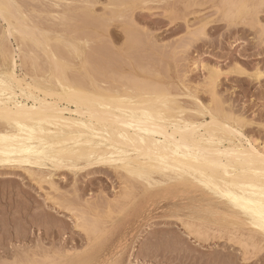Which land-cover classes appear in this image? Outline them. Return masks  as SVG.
Masks as SVG:
<instances>
[{
  "label": "rangeland",
  "instance_id": "rangeland-1",
  "mask_svg": "<svg viewBox=\"0 0 264 264\" xmlns=\"http://www.w3.org/2000/svg\"><path fill=\"white\" fill-rule=\"evenodd\" d=\"M16 1H19L20 5L22 4L21 7L23 6L22 9L24 12L27 13L29 12V9L31 10L27 15L32 18V21L35 20L33 23L36 22L37 24L39 21V24L37 25L41 24V28L44 24L45 29L47 28L50 31H55L54 33L51 32L52 36H63L64 38L69 40L73 39L74 41L77 39L76 41L80 43V47L85 49H83L85 51L84 56L88 57H86V69H88L87 72L89 71L88 76L100 79L101 75L98 71L101 69L103 70L104 66L106 69L114 70L116 72L127 71V73H140L147 78L160 81L168 86V88L174 93L184 94L187 90L197 93L200 101L204 104L211 102V93L209 90L212 81L216 80L217 99L222 102V105L224 104L223 108L225 111L232 114L235 118H240L245 121L246 124L243 128L245 134L250 138L257 139V141L259 140L258 143L260 147L264 146V44H262L264 41V27H262L264 26V5L260 6V4H264V1L230 0L231 2H229V0H151V2L150 0H133L132 2V0H128V3L127 0H119L118 4V1L113 0L112 2L114 4L116 3L115 6L113 4V7L115 10L117 9L119 11V14L118 11L115 12L113 7L110 6V3H112L110 2L111 0H64L61 2L59 0ZM236 1L240 2L241 5L238 2L235 3ZM55 2L60 5L58 4L55 7ZM87 2L89 4H87ZM130 3L131 6H129ZM231 3L233 5H231ZM251 4H253V6ZM82 5L85 6V9L87 10L83 9L84 7L82 8ZM243 5L245 8H243ZM80 6L82 10L80 9ZM33 8H37V11L33 10ZM75 8H78L77 11L74 10ZM186 8H188L187 11ZM65 9L67 10V13L71 12L73 15L75 13L78 17H72H75L74 19L76 20L69 17L71 14H68L69 16H67ZM108 10L114 11L113 15L111 14L112 12ZM48 11L49 13L56 14L50 15ZM122 11H124V14ZM61 12L64 15H62ZM33 13L35 15L37 13L36 18ZM60 14L63 18H59L61 16ZM169 14L171 15L169 16ZM39 15L41 20L38 17ZM52 15L53 17H51ZM83 15L86 19L83 18ZM126 15L127 17H125ZM204 16L207 18H203ZM208 16H210V18ZM37 17L39 20H37ZM99 17L102 18V21L97 20L100 19ZM119 17L120 19L124 17V19H122L124 22L122 20L119 21ZM94 18H96V20ZM129 18L130 20H128ZM125 19L128 24L125 22ZM257 20L260 23H257ZM234 23L236 25H234ZM61 25H64L65 28ZM126 25L133 29H129ZM187 25L191 28L187 27ZM4 26H6L5 23L0 20V38L4 34ZM123 29L129 32L127 33ZM1 31L3 32L1 33ZM88 31L91 33L89 34ZM132 34H135V37ZM83 37H85V40ZM89 39H91V41L88 42L87 40ZM100 39H103V42L100 41ZM133 40L134 44L132 43ZM5 41L9 50H14L15 47H17V45H15L17 42H13L14 39ZM84 42L87 44L84 45ZM100 42L102 43V47L98 46V43L99 45L101 44ZM126 42H128L127 47ZM54 44L55 43L53 42L52 46ZM131 45L136 48H130L132 47ZM54 47H58L57 53L60 52L58 53L60 58H65L63 60L68 63H73V65L76 64V67L80 66V61L75 59V55L70 54L68 48L66 49L63 46L56 45ZM102 53L103 55L105 54L104 58ZM115 53H117L118 56L114 55ZM42 54V52L38 53L39 60L35 66L38 73L41 75L45 72L46 68H48L46 62L47 59L44 54ZM63 54H66L65 57H63ZM95 56H97V60L95 59ZM110 60L113 61L111 62ZM25 61H28V59H25ZM25 61L23 59L20 62L22 66H26L23 67V71H32V65L29 62L26 64ZM129 62L131 63L130 66ZM89 64H91V66ZM127 65L132 68H128ZM92 66L93 68H90ZM109 66L112 68L110 69ZM141 68L146 72H141ZM70 70L72 69L68 70V74L71 73L69 76L71 75L74 77L75 75V79L81 78L82 80L83 78L84 80H87V74L77 73V69H73L71 72ZM259 71L263 72L260 73ZM94 72H97V74ZM20 73L19 69V74ZM168 73L171 74L169 75ZM212 73L219 74L213 76L211 75ZM238 74L239 76H236ZM261 74L262 76H260ZM183 77L185 79H183ZM218 84L220 86H218ZM184 101L190 102L189 99L186 100V98H184ZM227 103L229 106H226ZM231 106H233V109L230 108ZM228 108L231 110L230 112L227 111L229 110ZM97 171L84 174L80 173L79 175H76L77 177L68 171L56 172L51 179L52 181L48 178V182H42L40 184L33 178L28 177L24 171L14 172L9 170L6 171L8 177L0 176V264H18V261L19 264H29V262L30 264L33 262L34 264H38V262L39 264H168L170 261L169 264H188V261L189 264H196V262H199V264H264V239L258 236V238H260L257 241L258 244L256 243V247L247 237L242 236L248 232L244 231L242 228H238L232 219L224 220L221 223L217 221V223L214 224L211 219H208V215H202L205 216L203 221L206 223L204 224H207V220L208 222H212V224L208 223L209 226L207 227L209 230L211 229L209 238L202 239L194 234L191 235L188 233L189 231L183 225V221L188 220V217L190 216L183 215L186 212V207L189 206L190 195L187 193H178L176 190L162 193V190H157L156 193L158 192V194L148 195L143 194V190H140L139 188L134 191L135 194L132 192L134 196L132 195L129 198L126 194L131 192L130 189H126V183L123 179L117 176L115 172L112 170ZM30 182H32V184ZM49 182H52L54 185L57 184L55 185L56 187L59 186L58 192L51 190ZM58 195L61 198H59ZM104 195L106 199L104 198ZM135 195L137 196L135 197ZM52 197H56L55 200H51ZM64 199H66V201ZM58 201L59 204H57ZM93 201H95V203ZM91 202H93V204ZM116 203H119L120 205ZM51 204L54 205L52 206ZM61 205H64V207L65 205H71V207L74 209L76 208V210L74 211V209L70 208L71 211H68L67 209L65 210L63 206L61 207ZM115 205L118 206L116 207ZM111 209L114 211L112 212ZM78 210H83L82 212L84 214H80L82 212H78ZM118 212L120 215H118ZM109 214H111V216ZM167 214L169 217H167ZM175 214L177 215L174 216ZM89 216L91 218H89ZM82 217H84L83 220ZM220 217L221 216H219V218ZM98 219L100 220L98 221ZM81 221H83L84 224L80 223ZM66 224H68V226ZM60 225L63 226L60 227ZM92 226H96V228L98 227L97 229L100 230H97V236H93V234L88 232V228H91ZM203 226L201 225V227H198V230H206ZM192 231H197V228ZM220 231L224 232L220 233ZM236 241H238V243ZM244 243L247 246H250L246 247ZM220 244H223L224 246ZM67 245L70 249H68ZM149 245L150 247L153 246V248L150 249ZM242 245L245 247L243 248ZM260 246L263 252L260 251ZM23 249L25 251H23ZM40 249L41 252H39ZM34 251L35 253H33ZM148 251L152 253H149ZM26 253L28 255H25ZM182 253L183 256H181ZM156 255L158 257H156Z\"/></svg>",
  "mask_w": 264,
  "mask_h": 264
},
{
  "label": "bare ground",
  "instance_id": "bare-ground-1",
  "mask_svg": "<svg viewBox=\"0 0 264 264\" xmlns=\"http://www.w3.org/2000/svg\"><path fill=\"white\" fill-rule=\"evenodd\" d=\"M59 1L61 2L64 0H59ZM112 1L113 0H111L110 2ZM116 1H118L119 4V0ZM263 1L264 0L257 2H263ZM229 2L231 1L229 0ZM237 2L238 1H236L235 3ZM55 3H56L55 4L56 7L59 3L58 4L57 2ZM131 3L129 6H131ZM238 3L240 4V2ZM87 4L89 3L87 2ZM110 4L109 5L113 7L114 3L112 2ZM134 4L136 5L135 2ZM21 5L19 1L16 0H0V20L4 22L6 25L4 26L5 27L4 34L0 38V176H7L8 173L6 171L9 170L14 172L24 171L25 174L28 175V177L33 178L40 184L42 182H48V178L51 180L56 172L68 171L76 176L79 175L80 173L81 174L90 173L97 170L100 171L112 170L117 174V176L123 179V181L126 183V189H130L131 192L129 193L125 191L127 193L126 196L129 198L130 196L133 195L134 191L138 190L139 188L140 190L141 189L143 190V194H148V195L158 194V192L156 193L157 190H162V193L172 192L173 190H176L178 191V193H187L188 195H190L189 204H188L189 206L186 207V212L185 214H183L190 216L188 217V220L185 219L186 221L183 220L180 221H183V225L189 231L188 233H190L191 235L194 234L199 238L207 239L209 238V234L211 232L210 231L211 229L209 230V228H207L209 226L208 223L212 224L213 222L214 224H216L217 221L221 223L224 220L232 219V221H234V224L238 228H242L244 229V231L248 232L247 234H243L242 236L247 237L248 240L252 241L255 246L260 237L264 239V146L260 147L258 143L259 140L257 141V139L250 138L245 134L243 130L244 125L246 124L245 121L241 120L240 118L239 119L235 118L232 114L227 113L225 111V109L223 108L224 104L222 105L221 104L222 102H220L217 99L216 80L212 79L213 81L210 90L208 89L211 93V102L209 103L207 102V104H204L203 102L200 101L198 97L199 95H197V93L191 92L190 90H187V92H184V94L174 93L170 88H168V86L161 83L160 81L147 78L144 75H141L140 73H130V72L127 73V71L125 72L123 70H122L123 72L117 71L118 72L117 73L114 70L106 69L104 66L103 70L99 67L102 70V72L97 68L99 70L98 72H100L101 75L100 79H96L94 77L88 76L89 71L87 72L88 69H86L87 56L86 57L84 56L85 49L80 47L79 45L80 43L76 41L77 39L74 41L73 39L69 40L67 38H64L63 36L61 37L56 35L52 36L51 32L53 31H50L47 28L45 29L44 24H43L44 28L43 27L41 28V24L37 25L39 24V21L37 24L36 22L33 23L35 21L34 19L36 18L37 13L36 15L33 13L35 15V18L33 17L34 21H32V18L27 15V13H29L31 10L28 7H26L29 9V12L26 13L22 9L23 6L21 7ZM115 5L116 3L114 4V6ZM231 5L233 4L231 3ZM251 5L253 6V4ZM262 5L264 4H260V6ZM78 8H75L74 10L77 11ZM82 8L85 9V6L82 5ZM82 8L80 6L81 10ZM243 8H245L244 5ZM36 9L37 8H33V10ZM187 9L188 8H186V11ZM113 10H115L114 7ZM66 11L67 10L65 9V13H67ZM116 11L118 10L116 9L115 12ZM111 12H112L111 14L113 15L114 11ZM122 12L124 14V11ZM49 14L51 15L53 13H49ZM68 14H71V12L67 13L66 15L69 16ZM53 15L51 17H53ZM62 15L64 14L62 13ZM62 15L59 18L61 17L63 18ZM170 15L171 14H169V16ZM72 16H76L75 13L74 15L71 14V16L69 17ZM210 16L208 17L210 18ZM38 17L40 18V15ZM38 17L37 20H39ZM120 17L118 19H120ZM125 17H127V15ZM55 18L57 19L56 16ZM72 18L74 19L75 17ZM83 18H85L84 15ZM203 18H207V17L204 16ZM94 19L96 20V18ZM101 19L102 18L97 20L102 21ZM122 19H124V17H122ZM122 19H120L119 21H121ZM128 20H130V18ZM125 22H127L126 19ZM257 23L260 22H258L257 20ZM189 25H187V27L191 28ZM234 25L236 24L234 23ZM62 27L65 28L64 25ZM129 29L132 30L133 28H129ZM2 32L3 31H1V33ZM126 32L128 33L129 31ZM90 33L91 32H89V34ZM132 35H134L135 37V34ZM83 38L85 40V37ZM10 39H14L13 42H17V44H15L17 45V47H15L14 50H9L6 44L5 40H10ZM102 40L100 39V41ZM87 41L89 42L91 41V39ZM53 42L55 44L52 46ZM127 43L128 42H126V47H127ZM132 43L134 44V40ZM85 44L87 43L84 42V45ZM262 44H264V41L262 42ZM55 45L63 46L66 49L68 48L70 54L75 55V59H78L80 61L79 63L80 66L76 67L77 66L76 64L73 65V63H68L65 60H63L65 58L63 59L60 58V56L58 55V53L60 52L57 53L58 47H54ZM98 46L102 47V43L100 45L98 43ZM130 48L135 49L136 47L134 48L132 46ZM41 52L44 54L45 58L47 59L46 62L48 65V68H46L45 72L43 71L44 73L42 75L38 73V70L35 67L37 61L39 60L38 53ZM65 55L63 57H65ZM114 55L118 56L117 53H115ZM95 57H96L95 59L97 60V56ZM23 59L24 61L25 59H28V61H25V63L28 64L27 62H29L32 65V71L30 72L23 71V67H26V66H22V64L20 63L21 60ZM130 64L131 63L129 62V66ZM89 65L91 66V64ZM129 66L128 68H130ZM90 68H93V66ZM19 69L21 72L20 74H19ZM69 69H72L70 70V72L73 71V69H77L78 71L77 73L80 74L84 73L85 75L87 74L86 76L87 80L86 79L84 80L83 78L82 80L81 78L75 79L74 78L75 75L74 77H72L71 75L69 76V74H71V73L68 74ZM140 71L146 72L142 68L140 69ZM95 74H97V72ZM218 74L219 73L217 74L212 73L211 75L214 76ZM236 76H239V74ZM260 76H262V74ZM184 77L183 79H185ZM218 86L220 85L218 84ZM184 98H186V100L189 99L190 102H185ZM228 103L226 106L230 105V103L229 105ZM230 108L233 109V106H231ZM227 111L230 112L231 110L229 109ZM30 183L32 184V182ZM49 184L51 190L58 192L59 186L57 187L55 186L57 184L54 185L52 182H49ZM136 196L137 195H135V197ZM55 198L56 197H52L51 200H55ZM104 198L106 199L105 195ZM64 200L66 201V199ZM95 201L93 202L95 203ZM93 202L91 203L93 204ZM57 204H59V201ZM62 206L64 207V205H61V207ZM115 206L117 207L118 205ZM70 208H72L71 205H65L64 207V209L65 210L67 209L68 211H71ZM75 210L76 208L74 209V211ZM82 211L78 210V212H82ZM80 214H84V213L82 212ZM109 215L111 216V214ZM118 215H120V213ZM176 215L177 214H175L174 216ZM202 215H208L209 216L208 219H211L212 222H208L207 220V224H204L206 223L203 221V218L205 216ZM219 216L221 217L219 218ZM84 217H82V220ZM167 217H169L168 214ZM89 218L91 217L89 216ZM89 218L87 217L88 220ZM99 220L100 219H98V221ZM80 223L84 224L83 221H81ZM66 225L68 226V224ZM201 225L202 226L204 225L203 227L206 230H202V229L201 231L198 230V227H201ZM62 226L60 225V227ZM97 228L96 226H92L91 228H88V232L93 234V236H97L98 235L97 230L100 231ZM195 228H197V231H192ZM223 232L220 231V233ZM258 236L260 237L258 238ZM238 241L236 242L238 243ZM248 246L246 245V247ZM242 247L244 248L245 246L242 245ZM151 248H153V246L150 247V249ZM68 249L70 248L68 247ZM23 251L25 250L23 249ZM260 251H262V248ZM39 252H41V249ZM33 253H35V251ZM183 253L182 255L181 254L180 255L183 256ZM25 255L28 254L26 253ZM156 257L158 256L156 255ZM197 263L199 264V262H196V264ZM32 264H34V262Z\"/></svg>",
  "mask_w": 264,
  "mask_h": 264
}]
</instances>
